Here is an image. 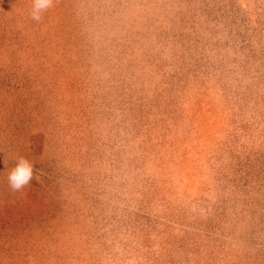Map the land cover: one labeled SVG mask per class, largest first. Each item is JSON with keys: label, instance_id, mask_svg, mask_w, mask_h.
Listing matches in <instances>:
<instances>
[{"label": "rangeland", "instance_id": "rangeland-1", "mask_svg": "<svg viewBox=\"0 0 264 264\" xmlns=\"http://www.w3.org/2000/svg\"><path fill=\"white\" fill-rule=\"evenodd\" d=\"M31 9L0 0V264H264V0Z\"/></svg>", "mask_w": 264, "mask_h": 264}, {"label": "clouds", "instance_id": "clouds-1", "mask_svg": "<svg viewBox=\"0 0 264 264\" xmlns=\"http://www.w3.org/2000/svg\"><path fill=\"white\" fill-rule=\"evenodd\" d=\"M54 7V0H32L31 19L41 21L43 14ZM34 165L31 161L21 157L16 166L8 174V184L13 192L23 191L33 179ZM39 179V177H36Z\"/></svg>", "mask_w": 264, "mask_h": 264}]
</instances>
